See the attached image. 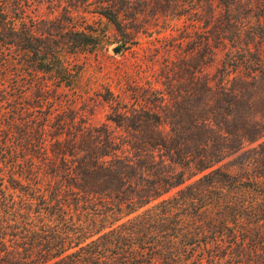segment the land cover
<instances>
[{
  "label": "trees",
  "instance_id": "obj_1",
  "mask_svg": "<svg viewBox=\"0 0 264 264\" xmlns=\"http://www.w3.org/2000/svg\"><path fill=\"white\" fill-rule=\"evenodd\" d=\"M30 1L0 0V264H264V0H94L122 47L187 23L162 92L106 99L115 129L54 107L95 38Z\"/></svg>",
  "mask_w": 264,
  "mask_h": 264
},
{
  "label": "rangeland",
  "instance_id": "obj_2",
  "mask_svg": "<svg viewBox=\"0 0 264 264\" xmlns=\"http://www.w3.org/2000/svg\"><path fill=\"white\" fill-rule=\"evenodd\" d=\"M92 3L94 0H76L73 3L75 7L66 16L63 7L67 3L63 0H31L30 12L39 24L41 20L63 18L68 21L70 27L85 31L95 38L90 42L87 51L76 54L64 52V61L71 66L72 74L77 76L75 86L68 87L67 84L59 82L57 77L53 80L47 76L46 81L50 88L58 90L59 99L54 107L60 112L63 113L67 107L74 106L79 113V123L92 127L108 124L111 129H115V125L107 121L111 106L106 99L112 100L113 94L125 104H136L130 98L138 95L136 91L141 88L162 92L164 47H177L183 43L178 37L186 30L187 23L169 21L168 18L146 17L149 24L140 30L136 39L122 47L121 36L105 18L92 12ZM124 23L131 29L134 25L129 20ZM218 53L217 61L205 71L210 76H214L222 59V54ZM175 59L176 56L172 54L171 60ZM15 70V76L21 73L20 68Z\"/></svg>",
  "mask_w": 264,
  "mask_h": 264
},
{
  "label": "water",
  "instance_id": "obj_3",
  "mask_svg": "<svg viewBox=\"0 0 264 264\" xmlns=\"http://www.w3.org/2000/svg\"><path fill=\"white\" fill-rule=\"evenodd\" d=\"M117 51V50H116Z\"/></svg>",
  "mask_w": 264,
  "mask_h": 264
}]
</instances>
